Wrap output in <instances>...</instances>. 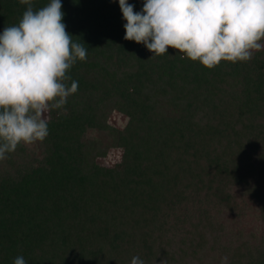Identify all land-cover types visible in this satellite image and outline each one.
<instances>
[{
    "label": "trees",
    "instance_id": "obj_1",
    "mask_svg": "<svg viewBox=\"0 0 264 264\" xmlns=\"http://www.w3.org/2000/svg\"><path fill=\"white\" fill-rule=\"evenodd\" d=\"M61 3L87 59L46 139L0 160V264H264V49L212 69L151 57L124 39L119 0ZM26 7L0 0V34Z\"/></svg>",
    "mask_w": 264,
    "mask_h": 264
},
{
    "label": "clouds",
    "instance_id": "obj_2",
    "mask_svg": "<svg viewBox=\"0 0 264 264\" xmlns=\"http://www.w3.org/2000/svg\"><path fill=\"white\" fill-rule=\"evenodd\" d=\"M19 3L27 6L22 19L0 34V160L21 142L46 139L47 114L62 110L78 91L68 73L87 59V49L66 31L61 0L36 11L33 0ZM119 5L127 21L124 39L142 42L151 57L172 47L181 59L212 69L222 60L246 62L253 50L264 49V0H146L141 12L127 0ZM13 264L27 261L19 255ZM131 264L144 261L137 256Z\"/></svg>",
    "mask_w": 264,
    "mask_h": 264
},
{
    "label": "rangeland",
    "instance_id": "obj_3",
    "mask_svg": "<svg viewBox=\"0 0 264 264\" xmlns=\"http://www.w3.org/2000/svg\"><path fill=\"white\" fill-rule=\"evenodd\" d=\"M110 122L112 124H115L117 126H123L126 123V119L121 115H119L118 113L114 112L111 117H110ZM121 157V152L119 149H111L108 153L107 156L103 157V159H101L102 163H105L107 165H112L115 162H117V160H119V158ZM248 222L251 225L256 226L257 228H261V226L263 225L261 220H251V217H248Z\"/></svg>",
    "mask_w": 264,
    "mask_h": 264
}]
</instances>
